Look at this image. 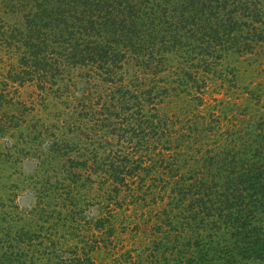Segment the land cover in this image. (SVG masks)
<instances>
[{
	"label": "trees",
	"instance_id": "16d2710c",
	"mask_svg": "<svg viewBox=\"0 0 264 264\" xmlns=\"http://www.w3.org/2000/svg\"><path fill=\"white\" fill-rule=\"evenodd\" d=\"M8 5L22 23L0 22V47L15 54L2 84L47 87L56 202L47 216L1 203L0 264H264V96L238 113L242 134L211 107L197 115L227 53L264 40V0ZM6 95L0 136L11 137L20 127Z\"/></svg>",
	"mask_w": 264,
	"mask_h": 264
},
{
	"label": "rangeland",
	"instance_id": "374dc122",
	"mask_svg": "<svg viewBox=\"0 0 264 264\" xmlns=\"http://www.w3.org/2000/svg\"><path fill=\"white\" fill-rule=\"evenodd\" d=\"M8 4L9 0H0V22L18 26L22 23L21 14L10 11L11 7ZM14 58L13 51L0 47V89L2 87L3 93L7 94L10 101L16 103L12 105L15 109H11L12 106L11 110L8 109V114H13L12 116L16 118L14 122L20 127V131L16 130L15 133L12 131L13 135H10L12 138L7 134L0 136V152L4 154L2 159H5L0 162V208L3 203L15 205L16 210L29 211L38 204L43 208L41 214L47 216V202L50 205L56 202L54 199H47V111L50 110L51 101L47 100V87L45 92L40 91L34 80L24 82L21 86L11 82L7 85L2 84L5 80L4 73ZM125 64L129 71L133 69V62ZM215 64V67H218L219 64ZM220 64L226 71L225 76L221 79L214 74L209 78L202 93L203 109H199L201 113L197 115L203 114L205 107L208 109L211 107L215 110L214 118L222 124L221 128L225 129L232 127L231 122L239 120L238 113H242L241 110L248 102L250 109L264 96V40L255 43L248 52L229 55L227 53ZM78 72L80 70L76 68L71 69L67 75L76 79ZM78 95L73 93L72 96ZM52 100L59 108L66 102L64 96L53 97ZM8 102L5 103V107L10 106ZM214 118L210 120L211 126L215 124ZM205 120L206 124L208 119ZM248 123L254 127L251 119ZM237 128L240 129V134L242 130L246 131L240 124L235 129ZM34 134L36 139L31 141L29 138H33ZM13 144L16 148L11 149ZM6 147L8 152H5ZM88 210L92 211L90 208ZM127 214H130L127 217L131 221L130 225L135 218H139V211L135 213L136 216L131 212ZM137 238L143 237L139 235L124 238L123 246L137 244Z\"/></svg>",
	"mask_w": 264,
	"mask_h": 264
}]
</instances>
